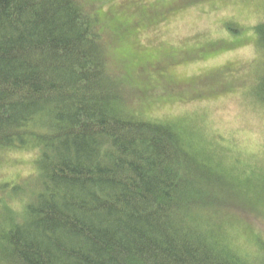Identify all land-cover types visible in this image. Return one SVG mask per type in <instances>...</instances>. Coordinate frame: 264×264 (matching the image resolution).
Returning a JSON list of instances; mask_svg holds the SVG:
<instances>
[{
    "label": "trees",
    "instance_id": "obj_1",
    "mask_svg": "<svg viewBox=\"0 0 264 264\" xmlns=\"http://www.w3.org/2000/svg\"><path fill=\"white\" fill-rule=\"evenodd\" d=\"M121 70L84 0H0V152L35 154L0 186V264H264V168L136 112Z\"/></svg>",
    "mask_w": 264,
    "mask_h": 264
},
{
    "label": "rangeland",
    "instance_id": "obj_2",
    "mask_svg": "<svg viewBox=\"0 0 264 264\" xmlns=\"http://www.w3.org/2000/svg\"><path fill=\"white\" fill-rule=\"evenodd\" d=\"M84 3L99 14L113 67L130 78L136 112L180 119L200 145L227 147L240 160L229 162L238 179L241 164L264 168V113L250 94L262 70L253 29L264 21V0ZM229 23L242 31L230 32ZM34 158L0 152V186L30 176ZM255 217L243 218L253 232L260 225Z\"/></svg>",
    "mask_w": 264,
    "mask_h": 264
}]
</instances>
